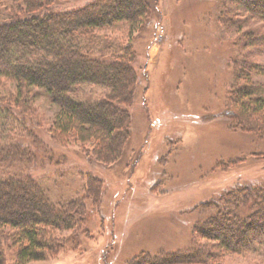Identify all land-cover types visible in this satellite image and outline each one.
<instances>
[{"label": "trees", "instance_id": "trees-1", "mask_svg": "<svg viewBox=\"0 0 264 264\" xmlns=\"http://www.w3.org/2000/svg\"><path fill=\"white\" fill-rule=\"evenodd\" d=\"M161 1L0 0V75L13 79L17 88L16 94L0 95V264L6 244L15 246L18 263L26 264L61 252L68 241L59 231L84 232L88 201L98 202L104 194V174L93 161L110 164L121 158L132 137L131 109L142 81L136 66L135 33L145 28ZM222 2L221 24L225 29L235 27L238 33L233 40L236 55L228 60L231 82L225 114L232 129L261 140L264 62L257 57L260 36L255 30H243L242 25L247 18L264 21V0ZM121 22L130 25L125 44L99 33ZM86 83L103 88L105 94L97 101L73 97L76 88ZM35 89L58 106L46 130L32 116L37 105ZM71 143L92 158L88 159L92 167L85 159V164L75 165L66 154L72 153L68 149L52 150ZM255 156L264 158V151ZM243 161L237 158L228 165ZM72 168L86 177L83 195L54 191L45 181ZM250 174L238 172L237 180L184 211L199 214L185 247L155 254L143 251L131 264H222L230 254L255 252L264 245V173L255 178ZM73 241L80 244V239Z\"/></svg>", "mask_w": 264, "mask_h": 264}, {"label": "rangeland", "instance_id": "rangeland-1", "mask_svg": "<svg viewBox=\"0 0 264 264\" xmlns=\"http://www.w3.org/2000/svg\"><path fill=\"white\" fill-rule=\"evenodd\" d=\"M222 1L162 0L145 28L134 34L142 81L131 109L133 133L125 153L110 164L93 161L104 174V194L98 202L88 201L84 232L59 231L68 241L61 252L26 264H131L143 251L155 254L183 248L199 219L197 211L187 215L184 211L237 180L238 172H253L252 178L264 173V158L255 156L264 151V139L232 129L225 114L231 82L228 60L236 55L233 40L238 33L235 27L225 29L221 24ZM242 29L259 34L257 57L264 62V21L247 18ZM129 31L130 25L121 22L99 33L125 44ZM160 78L164 80L158 83ZM16 89L13 79L0 75V95L16 94ZM34 92L38 95L32 116L46 130L58 106L41 90ZM104 94L103 88L86 83L72 96L97 101ZM53 149L70 150L66 154L75 165L92 159L77 144ZM237 158L245 161L228 165ZM67 170L45 181L54 191L83 195L86 177L74 168ZM72 238L80 239V244ZM14 247L4 246L3 264H20ZM222 264H264V245L248 255L230 254Z\"/></svg>", "mask_w": 264, "mask_h": 264}]
</instances>
